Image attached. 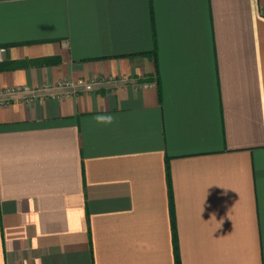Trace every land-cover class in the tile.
Wrapping results in <instances>:
<instances>
[{
	"label": "crops",
	"instance_id": "crops-1",
	"mask_svg": "<svg viewBox=\"0 0 264 264\" xmlns=\"http://www.w3.org/2000/svg\"><path fill=\"white\" fill-rule=\"evenodd\" d=\"M0 49V264H264V0H0Z\"/></svg>",
	"mask_w": 264,
	"mask_h": 264
},
{
	"label": "built area",
	"instance_id": "built-area-1",
	"mask_svg": "<svg viewBox=\"0 0 264 264\" xmlns=\"http://www.w3.org/2000/svg\"><path fill=\"white\" fill-rule=\"evenodd\" d=\"M6 55V50L5 49H0V64L4 62V57ZM60 88L62 89H73V90H79V89H84L86 91H91L92 86L89 85L88 83L85 82H78V83H72V82H63L60 84ZM17 93H30V90L28 88H23L17 90Z\"/></svg>",
	"mask_w": 264,
	"mask_h": 264
},
{
	"label": "clouds",
	"instance_id": "clouds-1",
	"mask_svg": "<svg viewBox=\"0 0 264 264\" xmlns=\"http://www.w3.org/2000/svg\"><path fill=\"white\" fill-rule=\"evenodd\" d=\"M113 117L111 115H97L95 116V120L97 123L101 124H111L113 122Z\"/></svg>",
	"mask_w": 264,
	"mask_h": 264
}]
</instances>
